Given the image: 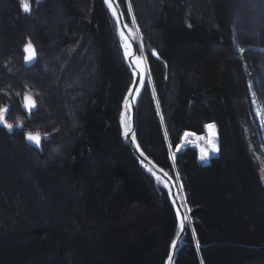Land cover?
<instances>
[{"label":"trees","instance_id":"16d2710c","mask_svg":"<svg viewBox=\"0 0 264 264\" xmlns=\"http://www.w3.org/2000/svg\"><path fill=\"white\" fill-rule=\"evenodd\" d=\"M118 1L150 73L137 140L182 181L190 208L177 264H264L249 91L254 83L264 106V11L251 13L257 24L247 17L263 0ZM31 8L0 0V110L22 125L9 132L0 123V264H166L176 216L124 140L132 76L108 5L32 0ZM29 42L39 54L31 68ZM39 92L41 121L22 105ZM207 124L217 128L218 156L204 164L195 148L177 152L185 132L203 135ZM27 132L45 137L41 149Z\"/></svg>","mask_w":264,"mask_h":264},{"label":"water","instance_id":"95a60500","mask_svg":"<svg viewBox=\"0 0 264 264\" xmlns=\"http://www.w3.org/2000/svg\"><path fill=\"white\" fill-rule=\"evenodd\" d=\"M104 1L106 2V0ZM106 4L108 5L116 21V24L118 27V34L122 42L121 49H122L123 58L132 76L131 86L126 96L125 102H124V110H127L130 114V127L127 131L128 133L127 138L124 136V140L126 144L129 146V148L132 150L134 156L140 162L141 166L153 178L160 181L165 188V192L167 193L169 202L174 210L176 221H177V227H178L177 235L174 240V242L176 243V248L173 249L171 247L169 257L170 256L172 257L171 264H177L179 255L182 251L183 245L185 244V240L190 230V225L187 219L188 217L187 213H189L190 211H189L188 205L186 204V201H187L186 193L181 192L180 188L181 186H183L182 181H180L181 186L179 188L172 174L165 168L155 163L149 156H147V154L144 152V150L142 149V147L140 146L137 140L139 106H140L141 96H142L145 84L147 82V79H148V78L145 79L144 72L146 73L148 72V75H149V66H148L146 57L144 58L141 55L139 38L136 36L133 30L129 27L126 16L124 14V11L119 1L118 0H107ZM109 4H111V7L109 6ZM25 48H24V55H25L24 65L28 68H31L39 62V54H38L37 48L34 45H32V48L35 50V56L33 60L28 61L26 57L29 55V53L25 51ZM127 51H128V54H127ZM155 56L159 58V55L156 52H155ZM135 58H140L142 60V65L144 66V70L141 66H138L135 64L134 62ZM144 62H145V65H144ZM26 97H31V96L27 95ZM26 97H25L26 104L23 107L24 112L32 113L33 111H36L37 110L36 103H35L36 106L32 108L31 110H29V108L26 106L28 103V101L26 100ZM31 99L33 100L32 97ZM4 109L8 110L7 107ZM13 128L20 129L22 128V125L15 126ZM133 136L135 137V139L132 138ZM26 142L28 145L36 149H39L41 148V145L43 143V137L41 136V144L39 146H36L34 143L28 141L27 138H26ZM137 145H139V148L137 147ZM141 153H143V155H141ZM149 169L151 171H149ZM179 190L181 193L179 192ZM180 196L182 197V199H184L185 204L182 202ZM181 219H183L184 221L183 228L180 227ZM169 257H168L166 264H169Z\"/></svg>","mask_w":264,"mask_h":264},{"label":"rangeland","instance_id":"374dc122","mask_svg":"<svg viewBox=\"0 0 264 264\" xmlns=\"http://www.w3.org/2000/svg\"><path fill=\"white\" fill-rule=\"evenodd\" d=\"M252 4L253 3H251V5ZM260 6H264V0H263V2H262L261 5L259 4V5L250 6L251 10L247 14V17H249L250 18V21H253L254 24H257L258 22H257V19L254 18L251 15V13H256L255 14L256 16H258V14L260 15L261 12L264 11L263 7L260 8ZM129 27L133 30V32L139 38V32H138V29L136 28V26L135 25H132V26L129 25ZM139 44H140L141 55L145 58L146 57V54H145V51L143 49V45H142V43H141L140 40H139ZM146 59H147V57H146ZM47 72H48V70H47ZM149 80H150V73L148 75L147 82ZM29 81H31V80L29 79ZM249 88H250L249 91H250L251 104H252V107H253V114H254L255 119L258 122V134L255 137L253 135L250 137V140H251V149L253 150V153L255 154L256 159H257V161H258V163H259V165L261 167V179H262V183H263V186H264V106H263V103L261 101V98H260L259 93H257L256 90H254L255 89V84L254 83H252L251 85L249 84ZM30 89H32V88H30ZM39 94H40L39 95V98L38 97L36 98V96H34L35 94L32 95L30 93H27L26 96L27 95H30L33 98V100L35 101V103L37 104L38 102L41 103V92H39ZM25 104H26V101H25V98L23 97V101H22L23 107L25 106ZM37 106H38V104H37ZM7 108H8V110L6 112H1L0 115H2L3 118L7 122H9L8 121V118H9L8 115L11 112V110H10L9 107H7ZM36 111H33L32 113H26V112L25 113L28 115L29 118H32L33 117L34 120L41 121V117L40 116L39 117L38 116L37 117L34 116V113H36ZM69 118L70 119H75V117H72V115L69 116ZM13 124H15V123H13ZM122 124H123V128H124V136H125V131L126 130L128 131V129L130 127V114H129V112L127 110H124V106H123V113H122ZM18 125H21V124H15V125H13V127L18 126ZM2 126H3V124H2ZM20 129H22V128H20ZM14 130H18V129L13 128L11 131H9V130L8 131L9 132H13ZM40 135H41V133H40ZM42 137H43V141H44L45 140V137L44 136H42ZM196 137H205V139L204 140H198ZM207 139H208V130L207 129L205 130V133L203 135H197V134H195V136L188 137L187 139L183 136L181 145H179L178 148H177V152L184 151L185 149L188 148V146L189 147H194L199 152V160H200V162L201 163H204V164H208L210 162V160H211L212 157H215V156H218L219 155L218 134H217V128H216V126H215L214 142H215V146L217 148V151H214L213 152L211 150L209 144L207 143ZM202 148L203 149H206L208 151L207 158L206 159H203V160L201 159V149ZM39 149H41V148H39ZM172 158H174V153L172 154ZM175 180L177 182V185L180 187L181 186L180 185V179L179 178H175ZM156 181L165 190L163 184L160 181H158V180H156ZM181 189H182V186H181ZM182 192H183V189H182ZM191 230H193L192 222L190 223V230L189 231H191Z\"/></svg>","mask_w":264,"mask_h":264},{"label":"snow or ice","instance_id":"6c2138e0","mask_svg":"<svg viewBox=\"0 0 264 264\" xmlns=\"http://www.w3.org/2000/svg\"><path fill=\"white\" fill-rule=\"evenodd\" d=\"M20 4H21V7L23 9V11L25 13H31V2L32 0H19ZM107 2V0H106ZM109 6L111 7V4H109ZM133 22H134V18H133ZM25 51L29 53V55L26 57V59L28 61H31L34 59V56H35V50L32 48V45H31V42H29V44L26 46L25 48ZM241 51H243V49H241ZM139 63V60L137 61ZM26 100L28 101L27 103V107L29 108V110H31L32 108H34L36 105H35V101L31 99V97H26ZM7 109H2L0 110V112H6ZM0 123H3L4 126L9 130L11 131L13 129V124L11 123H8L6 120H4L3 116L0 115ZM205 128L208 130V139H207V143L209 144L211 150L214 152V151H217V148L215 146V142H214V137H215V125L214 124H207L205 125ZM127 130L125 131V137L127 138ZM192 136H195V133H192V132H185L184 133V137L187 139L188 137H192ZM26 138L28 141L34 143L36 146H39L41 144V135L39 132H27L26 133ZM133 139H135V137L133 136L132 137ZM198 140H204L205 137H196ZM137 147L139 148V145H137ZM141 155H143V153H141ZM208 156V151L206 149H201V159H206ZM149 171H151L149 169ZM190 211V209H189ZM180 227L183 228L184 227V221L183 219H181L180 221ZM172 248L175 249L176 248V243L173 242L172 244ZM172 262V257L170 256L169 257V264H171Z\"/></svg>","mask_w":264,"mask_h":264},{"label":"bare ground","instance_id":"6f19581e","mask_svg":"<svg viewBox=\"0 0 264 264\" xmlns=\"http://www.w3.org/2000/svg\"><path fill=\"white\" fill-rule=\"evenodd\" d=\"M27 45H28V44H27ZM27 45H26V46H27ZM31 45H32V44H31ZM26 46H25V47H26ZM25 47H24V48H25ZM23 54H24V49H23ZM127 54H128V51H127ZM24 56H25V55H24ZM138 60H139V63L137 62ZM134 62H135L136 65L141 66V67L143 68V70H144V66L142 65V60H141L140 58H135V59H134ZM144 65H145V62H144ZM145 67H146V66H145ZM147 76H148V72H147V73L144 72V77H145V79L148 78ZM179 188H180V187H179ZM179 188H178V189H179ZM180 189H181V188H180ZM179 192H180V190H179ZM181 192H182V190H181ZM181 192H180V193H181ZM180 195H181V194H180ZM180 197H181V196H180ZM181 200H182V202L184 203V199H182V197H181ZM184 204H185V203H184ZM186 212H187V210H186ZM187 214H188L187 219H188V222H189V225H190V223H191V219H190L189 213H187ZM175 238H176V237H175Z\"/></svg>","mask_w":264,"mask_h":264},{"label":"clouds","instance_id":"9594fccd","mask_svg":"<svg viewBox=\"0 0 264 264\" xmlns=\"http://www.w3.org/2000/svg\"><path fill=\"white\" fill-rule=\"evenodd\" d=\"M205 130H206V128H205ZM181 145V144H180ZM190 148H194V147H190Z\"/></svg>","mask_w":264,"mask_h":264},{"label":"built area","instance_id":"2783aa9c","mask_svg":"<svg viewBox=\"0 0 264 264\" xmlns=\"http://www.w3.org/2000/svg\"><path fill=\"white\" fill-rule=\"evenodd\" d=\"M188 148H190V147L188 146Z\"/></svg>","mask_w":264,"mask_h":264}]
</instances>
